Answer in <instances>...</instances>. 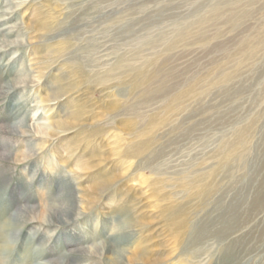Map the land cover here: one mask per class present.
I'll return each mask as SVG.
<instances>
[{"label": "rangeland", "instance_id": "obj_1", "mask_svg": "<svg viewBox=\"0 0 264 264\" xmlns=\"http://www.w3.org/2000/svg\"><path fill=\"white\" fill-rule=\"evenodd\" d=\"M0 264H264V0H0Z\"/></svg>", "mask_w": 264, "mask_h": 264}, {"label": "bare ground", "instance_id": "obj_2", "mask_svg": "<svg viewBox=\"0 0 264 264\" xmlns=\"http://www.w3.org/2000/svg\"><path fill=\"white\" fill-rule=\"evenodd\" d=\"M48 100L50 101V100H52V99L50 98V99H48ZM48 100H47V101H48ZM34 125H35V124H32V123L30 124L31 127H34ZM24 134H25V133H24ZM76 183H77V182H76ZM68 187H69V186H68ZM67 189H68V188H67ZM80 189H81V188L76 187V186H70L69 190H70L71 193H73L72 198L74 199V201H76L75 198H76V199H79V197H77L76 194H78V196H80V198H85V195H83L81 192H79ZM76 192H77V193H76ZM49 209H50V208H49ZM60 211H61V212H60ZM68 211H70V209H68V208L65 209V210H64V209H63V210H62V209H55V212H54L53 214H55L54 216H56V215L60 212V213H61L60 216H61V215L65 214V213L68 212ZM52 218H53V217H52ZM136 251H137L136 254H132L133 257H135V258H136L137 256L141 255V250H136ZM140 258H141V257H140ZM142 258H143V257H142ZM109 259H111L112 262H113V261H117V259H115V258H109Z\"/></svg>", "mask_w": 264, "mask_h": 264}]
</instances>
